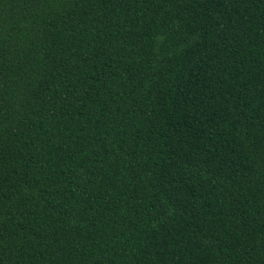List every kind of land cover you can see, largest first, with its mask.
I'll list each match as a JSON object with an SVG mask.
<instances>
[{"label": "trees", "instance_id": "16d2710c", "mask_svg": "<svg viewBox=\"0 0 264 264\" xmlns=\"http://www.w3.org/2000/svg\"><path fill=\"white\" fill-rule=\"evenodd\" d=\"M0 264H264V0H0Z\"/></svg>", "mask_w": 264, "mask_h": 264}]
</instances>
